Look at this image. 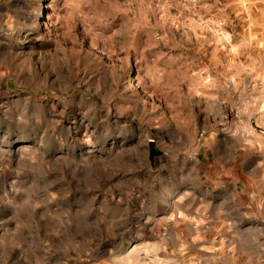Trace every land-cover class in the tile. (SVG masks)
<instances>
[{"label":"rangeland","instance_id":"rangeland-1","mask_svg":"<svg viewBox=\"0 0 264 264\" xmlns=\"http://www.w3.org/2000/svg\"><path fill=\"white\" fill-rule=\"evenodd\" d=\"M204 200L264 212V0H0V264L164 262Z\"/></svg>","mask_w":264,"mask_h":264},{"label":"crops","instance_id":"crops-1","mask_svg":"<svg viewBox=\"0 0 264 264\" xmlns=\"http://www.w3.org/2000/svg\"><path fill=\"white\" fill-rule=\"evenodd\" d=\"M226 200L225 198L222 201ZM222 201H220V206H218L220 208L217 207L218 210L215 214L211 210H207L206 200L202 201V203L204 202L203 207L206 209L201 206L198 209L201 213L195 216L198 218L190 216L191 221L189 223L196 236H203L206 233L213 234L214 231L217 237L220 236L219 241L214 242L212 240L197 243L196 249H190L189 253H183L184 246L181 247L180 244L172 242L170 246L167 243L166 251L168 253V250H170L172 256L163 259L164 262L160 259H150L148 264L152 262L154 264L156 260H159L160 264H264V226L256 222L259 217L264 218L261 205L259 204V208H254L257 204L254 207L246 205L250 208L249 210H240L236 216H233L230 214L232 209H227V206L230 207L232 203L228 202V205L223 207L221 206ZM241 204L242 201L237 200L235 205L238 207ZM209 205L211 206V204ZM243 216L246 218L245 224H243ZM199 217L218 220H216V224L214 222L211 228L205 229L203 220L200 221ZM193 219H197V221L195 222ZM175 251L178 253L176 256Z\"/></svg>","mask_w":264,"mask_h":264},{"label":"water","instance_id":"water-1","mask_svg":"<svg viewBox=\"0 0 264 264\" xmlns=\"http://www.w3.org/2000/svg\"><path fill=\"white\" fill-rule=\"evenodd\" d=\"M153 150V154L155 153H159L157 150H155L154 148L152 149Z\"/></svg>","mask_w":264,"mask_h":264}]
</instances>
